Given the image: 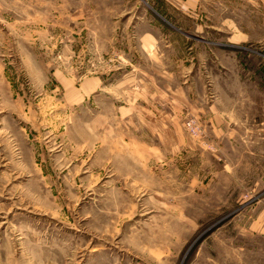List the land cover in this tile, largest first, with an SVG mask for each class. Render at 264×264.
Masks as SVG:
<instances>
[{
	"label": "rangeland",
	"instance_id": "374dc122",
	"mask_svg": "<svg viewBox=\"0 0 264 264\" xmlns=\"http://www.w3.org/2000/svg\"><path fill=\"white\" fill-rule=\"evenodd\" d=\"M0 264H264V1L0 0Z\"/></svg>",
	"mask_w": 264,
	"mask_h": 264
},
{
	"label": "crops",
	"instance_id": "0c3cea01",
	"mask_svg": "<svg viewBox=\"0 0 264 264\" xmlns=\"http://www.w3.org/2000/svg\"><path fill=\"white\" fill-rule=\"evenodd\" d=\"M177 1L182 2L184 8H186L188 12L190 13L193 11V9L196 6H199V3L201 2V0H177ZM261 1H264V0H261Z\"/></svg>",
	"mask_w": 264,
	"mask_h": 264
}]
</instances>
